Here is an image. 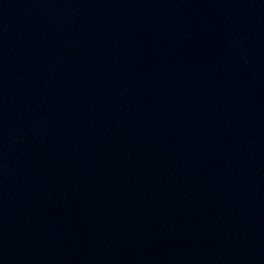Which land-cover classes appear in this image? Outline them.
Returning <instances> with one entry per match:
<instances>
[{"label":"water","instance_id":"water-1","mask_svg":"<svg viewBox=\"0 0 264 264\" xmlns=\"http://www.w3.org/2000/svg\"><path fill=\"white\" fill-rule=\"evenodd\" d=\"M0 264H264V0H0Z\"/></svg>","mask_w":264,"mask_h":264}]
</instances>
